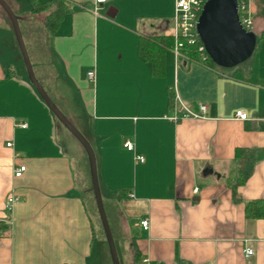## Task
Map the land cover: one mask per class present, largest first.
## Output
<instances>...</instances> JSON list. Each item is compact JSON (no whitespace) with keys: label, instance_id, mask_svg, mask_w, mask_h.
Returning a JSON list of instances; mask_svg holds the SVG:
<instances>
[{"label":"crops","instance_id":"obj_1","mask_svg":"<svg viewBox=\"0 0 264 264\" xmlns=\"http://www.w3.org/2000/svg\"><path fill=\"white\" fill-rule=\"evenodd\" d=\"M24 2L16 16L34 75L93 150L119 264H264V217L244 213L264 199V37L231 68L169 47L153 74L139 38L171 34L174 0H110L95 13L91 0ZM249 3L259 36L264 18ZM178 102L205 104L203 117H182ZM71 137L29 83L0 15V264H111L87 157Z\"/></svg>","mask_w":264,"mask_h":264},{"label":"water","instance_id":"obj_2","mask_svg":"<svg viewBox=\"0 0 264 264\" xmlns=\"http://www.w3.org/2000/svg\"><path fill=\"white\" fill-rule=\"evenodd\" d=\"M0 7L9 19L29 83L54 118L78 141L86 154L90 187L111 264H119L99 191L93 150L86 138L57 108L35 77L20 33L17 16L4 0H0ZM236 7V0H205L195 24V31L204 53L221 68H231L248 59L257 41L252 31H246L240 26Z\"/></svg>","mask_w":264,"mask_h":264},{"label":"built area","instance_id":"obj_3","mask_svg":"<svg viewBox=\"0 0 264 264\" xmlns=\"http://www.w3.org/2000/svg\"><path fill=\"white\" fill-rule=\"evenodd\" d=\"M110 0H91L92 2V12L98 9L99 6L108 2ZM205 0H174L173 2V16H172V44L170 46V50L174 54V56H182L185 59L188 57L181 52V47L191 46L193 47L199 54V56L204 59L205 53L202 48L201 43L197 37L195 31V24L197 17L199 15L201 6ZM236 10L237 17L240 26L246 30L251 31L253 27V18L252 11L250 8L249 0H236ZM86 76L89 80L93 79V71L89 70L86 72ZM179 108L181 110L182 117H191V118H201L205 112V104H200L196 111L189 109L181 102H178ZM238 120H245L247 118L245 112L241 110H237L234 112V116ZM172 120H175L176 115L169 117ZM21 127H24L25 124H20ZM6 146H10V142H6ZM124 147L127 150H132V143L128 140L124 141ZM134 159L137 161H142L143 157L139 155H135ZM25 167L23 164L16 165L12 170L13 177H19L23 173ZM16 200V197L12 194L8 195L5 200V208L6 210H10L12 204ZM140 225L143 229L147 228L148 222L146 218H143L140 221ZM243 256L248 257L252 254V249L249 246H245L242 249Z\"/></svg>","mask_w":264,"mask_h":264},{"label":"trees","instance_id":"obj_4","mask_svg":"<svg viewBox=\"0 0 264 264\" xmlns=\"http://www.w3.org/2000/svg\"><path fill=\"white\" fill-rule=\"evenodd\" d=\"M257 1H258V7L260 10L259 14L261 17L264 18V0H257ZM1 10L3 12L4 18L9 22V19L2 8ZM36 11L38 10L36 9ZM60 17H61L60 10H55L53 12H50L48 15H46L45 20H44L46 29L47 30L53 29V27L59 21ZM256 37H257V40L259 39V37H264V28L260 32L259 36H256ZM171 44H172L171 35L161 34V35H152V36H141L139 38L138 53L144 60L150 63L151 72L153 74H157L158 71L160 70L159 68L161 67V64H162V54L167 48L171 46ZM180 50L189 59L199 60V54L193 47L184 45L181 47ZM203 61L208 66H216L207 57V55L205 56ZM172 100H173V97L170 96V101ZM239 181H242V179ZM244 213H245V216L249 218L264 217V199H254L251 201H247L244 205Z\"/></svg>","mask_w":264,"mask_h":264},{"label":"rangeland","instance_id":"obj_5","mask_svg":"<svg viewBox=\"0 0 264 264\" xmlns=\"http://www.w3.org/2000/svg\"><path fill=\"white\" fill-rule=\"evenodd\" d=\"M7 4H8V6L9 7H11L12 9H13V13H16L15 15H17V16H21L22 14H20V13H18V12H20L25 6H26V3L24 2V0H17V2H18V4L16 5V3H15V1L14 0H4ZM17 6L19 7V9H17ZM10 8V9H11ZM0 15L1 16H4L3 15V12H2V10H1V8H0ZM19 19V18H18ZM20 22H21V20H19ZM23 63V62H22ZM23 68H24V70H25V67H24V65H23ZM26 72V71H25ZM72 121H74V120H72ZM56 122L59 124V122L57 121V119H56ZM60 126V125H59ZM62 128V127H61ZM64 128V127H63ZM66 130V129H65ZM68 132V131H67ZM70 134V133H69ZM71 135V134H70ZM72 136V135H71ZM71 139L73 140V142H75V144H76V146L79 148V150H83V149H81V145L78 143V141L72 136L71 137ZM107 246V245H106ZM111 261V260H110Z\"/></svg>","mask_w":264,"mask_h":264}]
</instances>
